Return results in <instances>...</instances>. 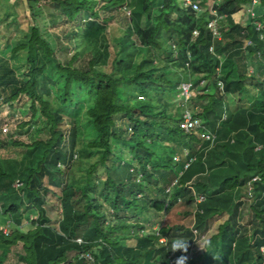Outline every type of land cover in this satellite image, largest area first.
<instances>
[{
  "label": "trees",
  "instance_id": "1",
  "mask_svg": "<svg viewBox=\"0 0 264 264\" xmlns=\"http://www.w3.org/2000/svg\"><path fill=\"white\" fill-rule=\"evenodd\" d=\"M9 1L15 13L1 21L18 25L22 4L29 31L23 43L0 46V98L9 103L25 96L31 119L24 125L38 115L39 134L31 143L3 145L20 156L0 154V211L11 222L9 231L0 223V264H7L11 254L18 264H177L180 257L184 264H264V38L254 24H264V0H258L254 16L248 11L253 0H197L201 11L183 0H48L53 5L49 14L41 0ZM211 4L222 26L221 41L208 28L215 18ZM127 7L126 34L112 70L98 72L110 57L103 24L112 20L114 10ZM102 12L111 14L103 24L97 20ZM58 26L61 36L51 30ZM62 40L73 50L65 60L56 51L57 43L61 51L65 48ZM228 59L237 68L234 78L218 72ZM195 74L201 77L194 88L205 81L214 89L196 96L203 101L193 111L216 134L213 143L202 138V129L185 132L179 125L184 111L179 86ZM116 118H126L131 126L117 127ZM61 123L69 127L68 152ZM113 140L138 161L143 183L133 179L138 174L131 171L133 165L115 155ZM75 155L95 161L73 172L72 182L61 190L55 229L44 223L39 203L45 199L36 186L45 174L55 180L59 166ZM172 175L177 181L166 206L157 196ZM17 181L26 187L28 205L14 187ZM127 186L135 190H124ZM200 194L205 196L201 203ZM246 194L253 195L258 226L234 239L228 261L225 222L207 242L200 263L194 261L189 255L208 221L223 213L231 216ZM106 202L136 221L114 218ZM151 209L163 213L156 231L147 213ZM174 242L186 247L173 249ZM70 251L79 254L74 263H67Z\"/></svg>",
  "mask_w": 264,
  "mask_h": 264
},
{
  "label": "rangeland",
  "instance_id": "2",
  "mask_svg": "<svg viewBox=\"0 0 264 264\" xmlns=\"http://www.w3.org/2000/svg\"><path fill=\"white\" fill-rule=\"evenodd\" d=\"M43 3L45 10L49 14L53 10L52 3H49L48 0H41ZM249 9V8H248ZM121 13L114 10L112 12V20L108 23H102L101 20L104 17H108L111 14L107 12H102L101 19H97L100 21V23L103 24L104 29L103 33L106 35V38L108 40L109 44V50H110V57L108 64L106 66L97 67L95 70L104 74L110 73L112 70V60L115 57V54L119 48V42L120 39L126 34V22L129 19L130 10L129 7L123 9L120 11ZM15 13L14 11V5L9 0H0V46L3 48L6 45L9 47H15L25 41V36L29 31V20L24 14V6L21 4L18 12L19 17V23L18 25L13 24L9 21H6L3 19V15H13ZM13 16L9 18L12 19ZM89 20V19H87ZM51 30L56 33L58 36L62 35L61 27L58 26L57 29L51 28ZM65 42L66 46L61 51L59 49V43L56 46L57 56L61 60H65L71 56L73 53V50H71V47L68 44V40H62ZM253 60V59H252ZM252 60H249V65H253L254 62ZM218 72L222 76H227L229 78H234L237 75V68L234 64V62L230 59L225 60L222 62L221 67L218 69ZM250 72H254V69H251ZM263 71L261 72V74ZM181 75L176 73V78H180ZM200 75H191L190 79L192 81H187L192 84L195 83V81L200 79ZM208 82L202 81L197 86L193 85V93L194 96L190 97L188 100H185L181 96V91L179 92L178 98H180V104H182L183 110L188 108L192 111H195V109H198V106L201 105L203 100H197V95H202L203 93H214L213 87H207ZM25 96H20L17 98L14 102L4 103L2 98H0V125L3 124V126L0 127V147H2L4 144L11 145L14 141H21L24 143H31L32 141L36 140L38 137V115L36 118H34L30 125H24L27 121H30L31 119V113L29 110V101L25 100ZM25 100V102H24ZM230 116V113L228 111V114L226 117ZM122 121V122H121ZM117 127L121 123L123 128H129L130 123L126 120V118H116ZM24 125V126H23ZM3 127H7V130H3ZM65 133V142H64V150L68 152V129L69 127L65 125V123H61L59 126ZM112 147L115 155L117 157H120L124 163H131L136 171L138 173L137 175L134 174L133 179L136 180L139 183H143L142 176L140 174V164L138 161L134 159V157L131 155V153L126 149L123 144L120 141L113 140L112 141ZM3 153L4 155H14L15 157L20 156V152H17V150L9 149V147L3 146V148H0V154ZM95 158H85L83 157H77L72 158L68 164H63L59 166V172L56 174L55 180L49 181L48 176L45 174L42 177L41 183L37 184V188L39 189L40 195L45 199L43 203H39L43 210V214L46 217V223L48 226L53 227L55 229H58V222L61 215V208H60V197H61V190L70 182H72V173L75 172L77 174L83 172V168L87 167L91 162H94ZM132 171V170H131ZM134 173V172H133ZM98 174L103 177V179L106 178L107 174L104 172L103 169H99ZM113 175V174H111ZM176 176L172 175L169 178V183L167 186H160L157 199L161 201H166V206L169 204V191L173 187V185L176 183ZM14 187L18 190V193H21L25 200V205H28L31 200H26L27 198V190L24 188V185L21 187H16V183L14 184ZM22 187L24 189H22ZM36 188V189H37ZM124 190H132L135 189L133 187H124ZM247 195V194H246ZM253 203V197L250 195L243 196L242 199L239 200L238 206L235 208L234 213L230 216L227 213H223L219 216H215L211 218L206 226L205 231H203L200 235L198 240L193 244L190 257L194 259L197 263H200L198 260L201 255L206 250V244L209 241V239L218 233L219 228L221 225H223L225 222L228 221V224L225 225L224 231L226 232V236L224 237V251L226 253V259L229 261L228 256L230 253L231 245L233 247V241L234 239L239 235L243 236L246 234H250L255 227L258 226V222L255 219L253 212L251 210V204ZM110 209V212L107 209ZM106 212L111 213V215L115 217H122L123 219H128L130 222H134L135 217L132 215H126L123 211H118L114 209L112 206L107 205V202L105 204ZM151 217V224L153 223L152 229L153 231H156V229L159 227L158 221L163 215V213H156L152 209L147 212ZM38 212L33 214V218L37 219ZM0 223L2 224V227L5 231H9L11 222L9 218H6L5 215L0 211ZM224 232V233H225ZM164 240V239H163ZM131 243L132 242H128ZM21 246H18L15 251H20ZM79 257V254L77 251H70L67 253V263L71 262L74 263ZM227 261V262H228ZM229 263V262H228ZM7 264H18L17 259L14 254L10 255V258L7 261ZM160 264V263H157ZM172 264H175L172 263Z\"/></svg>",
  "mask_w": 264,
  "mask_h": 264
},
{
  "label": "built area",
  "instance_id": "3",
  "mask_svg": "<svg viewBox=\"0 0 264 264\" xmlns=\"http://www.w3.org/2000/svg\"><path fill=\"white\" fill-rule=\"evenodd\" d=\"M220 1V0H218ZM184 5L185 6H191L193 7L194 10L196 11H201L202 7L199 4V1L197 0H183ZM258 5V0H253V4L252 7L248 9L249 13H251L253 16V11L255 9V7ZM210 10L213 13V15H215V18L210 20L208 23V28L212 31L213 37L218 40L221 41L223 39V33H222V26L219 24L218 22V18H216L218 16L216 9L214 8V5L211 4L210 6ZM251 15V16H252ZM252 16V17H253ZM254 24L256 26V30L260 31V37L261 39L264 38V24L263 22H261L260 20H255ZM198 35V31L195 30L194 31V36L196 37ZM249 44L251 43L250 41L248 42ZM212 50V49H211ZM220 86L222 88V84L220 83ZM179 89L181 91V96L182 98H184L185 100H188L190 97L194 96L193 93V84L187 81H184L180 84ZM1 102V100H0ZM181 129H183L185 132H190L194 129H202L203 131L201 132V136L202 138L206 139V140H211L212 142L214 141L216 134L207 130L203 123L202 120L195 116V114L193 113L192 110L186 108L183 111L182 114V119L179 123ZM3 130H7V127H3ZM187 152L184 153V157L187 156ZM182 156H176L175 160L179 161L180 159H182ZM76 157V155H75ZM193 161V159H189V161L186 163L185 168H187L189 166V164ZM135 169L133 168L132 171H134ZM258 178H254V180H257ZM22 185V183L20 181L16 182V187H20ZM253 197V195H250ZM205 200V196L200 194L197 197V201L198 202H203ZM79 244L83 243L82 239H77L76 240ZM161 242H164L163 239H161ZM82 257H85L86 259H88L89 261H93V256L90 253H84L81 255Z\"/></svg>",
  "mask_w": 264,
  "mask_h": 264
},
{
  "label": "clouds",
  "instance_id": "4",
  "mask_svg": "<svg viewBox=\"0 0 264 264\" xmlns=\"http://www.w3.org/2000/svg\"><path fill=\"white\" fill-rule=\"evenodd\" d=\"M185 247H186L185 244L182 242H174L172 244L173 249L183 250ZM184 261H185V257H180L177 259V264H184Z\"/></svg>",
  "mask_w": 264,
  "mask_h": 264
},
{
  "label": "crops",
  "instance_id": "5",
  "mask_svg": "<svg viewBox=\"0 0 264 264\" xmlns=\"http://www.w3.org/2000/svg\"><path fill=\"white\" fill-rule=\"evenodd\" d=\"M209 131H210V130H209ZM213 142H214V141H213ZM213 142H212V143H213ZM179 156H180V155H179ZM245 196H247V195H245ZM242 198H243V196L241 197V199H242Z\"/></svg>",
  "mask_w": 264,
  "mask_h": 264
}]
</instances>
